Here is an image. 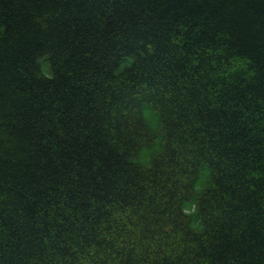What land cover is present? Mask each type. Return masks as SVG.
<instances>
[{"label":"trees","instance_id":"trees-1","mask_svg":"<svg viewBox=\"0 0 264 264\" xmlns=\"http://www.w3.org/2000/svg\"><path fill=\"white\" fill-rule=\"evenodd\" d=\"M0 264H264V0H0Z\"/></svg>","mask_w":264,"mask_h":264}]
</instances>
